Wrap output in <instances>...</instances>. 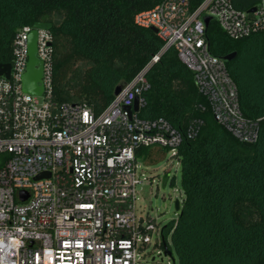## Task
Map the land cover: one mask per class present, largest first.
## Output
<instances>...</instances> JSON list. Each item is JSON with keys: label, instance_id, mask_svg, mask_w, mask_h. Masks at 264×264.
<instances>
[{"label": "built area", "instance_id": "built-area-1", "mask_svg": "<svg viewBox=\"0 0 264 264\" xmlns=\"http://www.w3.org/2000/svg\"><path fill=\"white\" fill-rule=\"evenodd\" d=\"M236 1L203 0L191 10L190 0H164L139 11L135 24L156 28L163 44L100 112L55 100L51 29L37 28L42 94L26 92L34 27L16 31L9 77L0 75V264H179L165 253L157 219L138 214L137 185L147 178L138 154L157 146L180 165L183 140L197 136L204 121L193 118L182 131L164 117H141L146 75L174 47L215 120L240 141L255 142L258 122L244 116L237 84L226 61L210 52L203 20L212 16L233 39L264 33V0L246 8ZM137 97L139 111L130 112L126 107ZM178 199L181 204L184 198ZM151 243L172 260L149 256Z\"/></svg>", "mask_w": 264, "mask_h": 264}, {"label": "trees", "instance_id": "trees-1", "mask_svg": "<svg viewBox=\"0 0 264 264\" xmlns=\"http://www.w3.org/2000/svg\"><path fill=\"white\" fill-rule=\"evenodd\" d=\"M164 0H0V63H11L16 31L52 24L54 98L102 111L115 87L129 82L163 41L135 15ZM203 0H190L194 10ZM257 0L236 1L246 8ZM210 52L226 61L241 110L257 121L258 139L245 145L213 116L194 73L168 49L149 69L139 115L164 117L179 130L202 118L200 132L179 148L184 192L177 219L163 226L179 264H264V33L231 38L215 18L206 30ZM204 107V109L202 108ZM142 148L141 150H146Z\"/></svg>", "mask_w": 264, "mask_h": 264}, {"label": "rangeland", "instance_id": "rangeland-1", "mask_svg": "<svg viewBox=\"0 0 264 264\" xmlns=\"http://www.w3.org/2000/svg\"><path fill=\"white\" fill-rule=\"evenodd\" d=\"M138 160L142 161L143 170L147 176L141 184L137 185L138 214L146 218L149 216L156 218L159 226L163 227L171 220L177 219L179 213L174 208V200L185 196L180 183V165L171 157L170 150L157 146L141 150ZM167 241L173 257L178 262L170 235ZM147 249L149 256L156 255L157 261L161 257L165 263L172 260V258L157 253V250L160 249L158 245L151 243Z\"/></svg>", "mask_w": 264, "mask_h": 264}, {"label": "water", "instance_id": "water-1", "mask_svg": "<svg viewBox=\"0 0 264 264\" xmlns=\"http://www.w3.org/2000/svg\"><path fill=\"white\" fill-rule=\"evenodd\" d=\"M255 6H252L247 9V12H254L255 11ZM213 18L210 15H204L203 20L208 27L209 22ZM33 30L31 31L29 35V60H28V65L27 69L23 75V89L31 94H37L40 95L42 94V88L41 86L38 85V83L41 80L42 76V66L39 64L38 58L36 56V50H37V28H45V29H51L52 24L49 22H35L33 25ZM153 31L157 32V29L152 27L151 28ZM237 55V51H232L224 56H222V59L225 61H231L234 59ZM39 64V67L37 65ZM11 65L10 63H0V75L5 73L7 77H9V72H10ZM124 84H119L115 87L114 94H118L121 89L123 88ZM130 112L132 111H139V98L137 97L134 100V103L132 106L126 107ZM245 145H251L252 142L245 141L243 142ZM22 200H24L27 197V194L24 192H21L20 195ZM174 208L175 210L180 213L182 206L180 205V200L176 198L174 200ZM164 248H165V253L171 255L172 252L169 249L166 241H164Z\"/></svg>", "mask_w": 264, "mask_h": 264}, {"label": "crops", "instance_id": "crops-1", "mask_svg": "<svg viewBox=\"0 0 264 264\" xmlns=\"http://www.w3.org/2000/svg\"><path fill=\"white\" fill-rule=\"evenodd\" d=\"M247 0H239V2H246Z\"/></svg>", "mask_w": 264, "mask_h": 264}]
</instances>
